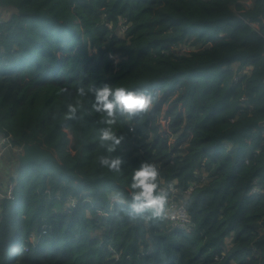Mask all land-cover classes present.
<instances>
[{
	"label": "trees",
	"instance_id": "16d2710c",
	"mask_svg": "<svg viewBox=\"0 0 264 264\" xmlns=\"http://www.w3.org/2000/svg\"><path fill=\"white\" fill-rule=\"evenodd\" d=\"M105 83L156 96L149 112L117 117L124 139L111 155L125 161L120 174L98 167L105 150L97 132L106 125L92 95L81 101V118L64 115L75 97L62 89ZM244 94L251 105L240 114ZM165 105L172 116L161 133ZM178 105L183 111L174 113ZM185 122L180 157L168 134ZM262 123L264 0H0V134L54 155L40 164L17 159L18 166L4 157L3 173L18 187L15 201L0 203V264H264ZM145 161L159 168L162 187L205 176L189 197L175 198L188 210V229L166 218L129 219L126 205L109 211V197L127 196L133 169ZM255 185L261 192L253 195ZM69 196L90 202L66 213Z\"/></svg>",
	"mask_w": 264,
	"mask_h": 264
},
{
	"label": "clouds",
	"instance_id": "9594fccd",
	"mask_svg": "<svg viewBox=\"0 0 264 264\" xmlns=\"http://www.w3.org/2000/svg\"><path fill=\"white\" fill-rule=\"evenodd\" d=\"M8 7V5H5ZM68 96L75 97V101L67 102L64 115L69 119L81 118L78 113H83L85 105L81 102L89 93L93 97L91 109L100 114L106 127L97 132L99 147L105 150L98 156V167L109 173L120 174L125 163L122 156L111 155L116 151L124 137L118 135L114 125L117 117H128L149 112L154 105L155 93L147 88H129L126 86L112 87L105 83L102 86L85 87L78 85L74 92L62 89ZM160 170L157 165L145 161L139 167L134 168L129 182L130 191L125 196L117 192L110 199L117 205H126L124 211L129 219H165L168 213L170 190L174 188V182H169L166 187L160 184ZM14 237V236H13Z\"/></svg>",
	"mask_w": 264,
	"mask_h": 264
},
{
	"label": "built area",
	"instance_id": "2783aa9c",
	"mask_svg": "<svg viewBox=\"0 0 264 264\" xmlns=\"http://www.w3.org/2000/svg\"><path fill=\"white\" fill-rule=\"evenodd\" d=\"M246 5L249 7L250 4L248 1L245 2ZM236 11V10H235ZM236 13L238 14V12L236 11ZM246 23H249L252 27H255L254 23H250L249 21H246ZM122 30L127 29L126 25H123L121 27ZM184 49V48H183ZM110 58H114L113 56L110 55ZM247 70L243 71V72H239L238 74H236L233 77V83L234 84H239L240 81L242 80V78L247 74ZM242 102L239 103L240 106V114H242L244 112V107H247L248 105L251 104H247L248 101V97L244 94L243 97H241ZM247 104V105H245ZM250 111V109L248 110ZM236 120L235 118H231L230 121L234 122ZM261 126H264V123L261 124ZM133 129V127L130 128V130ZM26 144V143H25ZM25 144H21V145H16L13 142V136L11 133H3L0 134V161L7 155H5V151L8 150L10 155L7 157H16L18 159L19 155L23 154V147ZM248 163V162H247ZM195 175V180L191 183H189L187 186L183 187V188H179L174 186V188L172 190H170L171 194H172V198L170 199L169 203H168V213L169 215L166 217L167 220H169L170 224L173 227L182 229V230H186L190 227V225L192 224L191 218L189 216L188 210L184 204V202L181 201H175V198L178 195H183L184 197H188L190 196L198 187L199 185L206 180L205 176H201L199 173L196 172ZM257 180H255L254 182L256 183ZM166 187V186H164ZM15 190H16V183L12 180L8 181L7 184V189L4 190L3 188L0 187V203L1 201H15L16 200V195H15ZM47 192H49V190H47ZM261 192V188L258 185H255L253 188H251L250 193L253 195L259 194ZM110 208L109 211L113 210L114 207V201L112 199H110ZM87 203L90 202L89 199H79L77 200L76 198L69 196L67 197V201L64 204V211L66 213H71L74 209H76L79 205V203ZM94 208L96 209V211L100 214H104V215H108L107 212H105V209L100 206V205H94ZM3 215L0 213V220L2 219ZM31 242L35 243L36 239L35 236H32L31 238ZM109 250L111 251V253L113 254L115 260H120L122 253L117 251L114 247H112L111 245L109 246ZM224 258L223 255H216L214 257V259L216 261H221Z\"/></svg>",
	"mask_w": 264,
	"mask_h": 264
},
{
	"label": "rangeland",
	"instance_id": "374dc122",
	"mask_svg": "<svg viewBox=\"0 0 264 264\" xmlns=\"http://www.w3.org/2000/svg\"><path fill=\"white\" fill-rule=\"evenodd\" d=\"M236 12V11H235ZM111 55V54H110ZM109 55V56H110ZM113 56V55H111ZM159 97L162 96V93L159 92ZM167 106L165 105L163 108H162V111H161V114H160V117L158 119V125H159V128H160V132H167L168 129H167V126H168V123L170 122L171 120V114L168 115V112H167ZM178 111H183V107H181L180 105H178V107L176 108L175 112L174 113H177ZM189 123L188 122H185L184 123V126L182 128V131H180L179 133L177 134H168L170 137V140L169 142L171 143V145H173V137L174 138V144H175V147L177 149L176 153L178 155H180V157H183L184 154L186 153V146L184 145V142H182L181 140L186 137L185 134V129L186 127H188ZM147 142H148V145L149 146H153L155 143H156V138L154 137L155 135L150 132L147 134ZM181 135H183L181 137ZM175 150V148H174ZM54 156V155H53ZM8 159H13L16 164V166H18V161H17V158L14 156V157H11V158H8ZM7 163V160L5 158H3L1 161H0V184L3 186L2 188L4 190L7 189V184H8V181L10 180L9 177L11 176L12 177V181H14L15 183H17L14 179V175L13 174H7V173H3V166ZM18 187V185L16 184V188ZM189 197V196H188ZM18 221H19V214H15L14 217H13V229H14V233L16 234L17 233V226H18ZM12 243L15 244V239L12 240Z\"/></svg>",
	"mask_w": 264,
	"mask_h": 264
},
{
	"label": "water",
	"instance_id": "95a60500",
	"mask_svg": "<svg viewBox=\"0 0 264 264\" xmlns=\"http://www.w3.org/2000/svg\"><path fill=\"white\" fill-rule=\"evenodd\" d=\"M23 154L19 155L21 165L29 163H43L45 161L53 160L54 156L51 151L41 147L39 144H25L23 147ZM5 155L9 156L8 150L5 151Z\"/></svg>",
	"mask_w": 264,
	"mask_h": 264
}]
</instances>
